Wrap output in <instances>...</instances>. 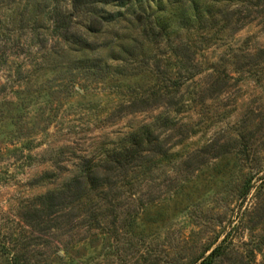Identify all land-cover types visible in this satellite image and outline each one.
<instances>
[{"label":"rangeland","instance_id":"rangeland-1","mask_svg":"<svg viewBox=\"0 0 264 264\" xmlns=\"http://www.w3.org/2000/svg\"><path fill=\"white\" fill-rule=\"evenodd\" d=\"M104 2L0 0V264H199L219 246L214 264H264V0ZM176 49L205 71L186 90ZM213 64L233 80L212 85ZM138 125L157 145L117 191L42 200ZM239 148L260 168L246 196Z\"/></svg>","mask_w":264,"mask_h":264},{"label":"trees","instance_id":"trees-1","mask_svg":"<svg viewBox=\"0 0 264 264\" xmlns=\"http://www.w3.org/2000/svg\"><path fill=\"white\" fill-rule=\"evenodd\" d=\"M89 1L90 0H73V3L74 6L78 5V8L76 7L77 9H80ZM104 1V3L107 4V0ZM118 1L123 2L125 4L126 2H131L133 0ZM108 16L109 17L105 19L106 24L104 26L111 25L114 20L111 16V13L108 14ZM145 32L147 36H153V28H146V31L144 30V33ZM115 40L116 42H118L117 38ZM177 51V49L173 50L172 58L174 59V65L177 68L181 67L184 71H187L185 72L186 76L184 82L185 85H187L184 86V89L186 90L190 83L197 76L202 75L205 71L200 70L202 68L201 63L200 65H194L191 69L184 67L181 64L183 62L182 60L184 59H182L177 54ZM194 54H196L195 49H192V54H190V56H186L185 60L187 62L186 64L188 65V67L192 59L194 60ZM242 58L244 57L232 56L230 57L229 61L231 63H234L233 65L235 67L241 63ZM244 66H240L241 69H243L242 67ZM239 68H237V70H239ZM227 70L230 69L225 68V70H219V68L216 67L215 64H213L211 68H207L206 71L211 73L209 74L208 79H210L212 85L223 87L226 86L230 80H233L230 74L227 73ZM176 75L178 76V73ZM179 87L180 86H177V88L172 87V90L169 93L171 96L169 100L171 102L166 104L167 107L176 105L173 102V99L177 96V93L180 91ZM213 95L214 94H209L205 96V98L211 99ZM178 96L182 98V96ZM146 109L147 110L141 111L139 113L142 114L144 112L152 110V107L149 105ZM133 113L138 112L133 111ZM156 140L157 139L154 137V132L152 130L151 125H138V127L135 129L130 128V131L124 134V138L121 141L122 144L119 143L115 147H112L100 153V155L97 156V162H94L95 158H93V160L88 158L84 159L83 163L77 167L76 171H74V173L67 180L62 182L60 187L47 192L45 195L42 196V200L48 202L49 207H53L54 205L59 203L60 207L65 208L69 205L70 200L78 201L81 199L90 198H107V195L113 194L119 189V187L122 186L121 182L122 179L126 177L127 171L131 172L133 169L139 167V164L143 163V161H150L147 156L148 154L145 152H153L152 148L157 145ZM233 155H236L238 157V161L241 165V170L239 171L242 172L241 175L243 176V178H241L243 180L239 184V192L242 196H246L250 189V181L255 175L260 172V168H250L249 166H247L249 154L245 151L244 148H239V150H237ZM94 209H96L95 206ZM90 210H92V208H89V211ZM112 210L114 209L112 208ZM88 212L85 210V214ZM98 221L99 220L95 215V217H93V222L96 226H100V223H98ZM222 254L223 252L221 251V247H215L211 250L208 256L199 264H214L215 258L217 256L219 257Z\"/></svg>","mask_w":264,"mask_h":264}]
</instances>
